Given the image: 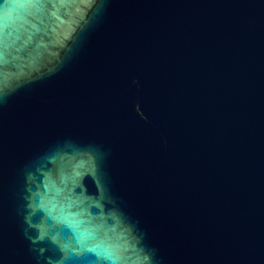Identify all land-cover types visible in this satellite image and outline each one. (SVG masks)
Wrapping results in <instances>:
<instances>
[{
	"label": "water",
	"instance_id": "obj_1",
	"mask_svg": "<svg viewBox=\"0 0 264 264\" xmlns=\"http://www.w3.org/2000/svg\"><path fill=\"white\" fill-rule=\"evenodd\" d=\"M0 264H264V0H0Z\"/></svg>",
	"mask_w": 264,
	"mask_h": 264
}]
</instances>
